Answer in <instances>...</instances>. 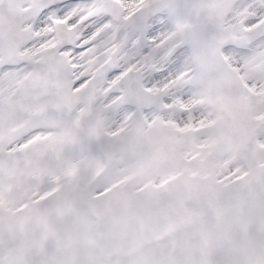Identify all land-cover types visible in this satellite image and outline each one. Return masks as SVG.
Instances as JSON below:
<instances>
[{"label": "snow or ice", "instance_id": "obj_1", "mask_svg": "<svg viewBox=\"0 0 264 264\" xmlns=\"http://www.w3.org/2000/svg\"><path fill=\"white\" fill-rule=\"evenodd\" d=\"M0 264H264V0H0Z\"/></svg>", "mask_w": 264, "mask_h": 264}]
</instances>
